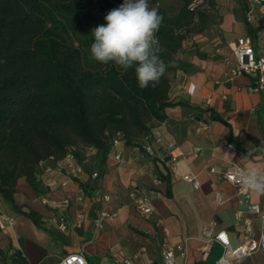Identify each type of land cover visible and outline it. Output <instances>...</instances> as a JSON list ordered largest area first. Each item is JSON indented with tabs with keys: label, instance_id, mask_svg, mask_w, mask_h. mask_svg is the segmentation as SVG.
I'll use <instances>...</instances> for the list:
<instances>
[{
	"label": "crops",
	"instance_id": "1",
	"mask_svg": "<svg viewBox=\"0 0 264 264\" xmlns=\"http://www.w3.org/2000/svg\"><path fill=\"white\" fill-rule=\"evenodd\" d=\"M229 9L235 19L227 28L222 16L218 24L221 38L211 37L209 43L201 40L178 53L177 57L188 66L171 75L169 98L176 104L166 107L167 117L151 128L150 151L118 141L111 153L118 152L120 158L105 162L103 175L89 194L83 192L79 181L88 180L90 172L95 170V149L86 152L84 173L64 185L61 184L65 179L62 159L43 161L38 169L44 191L40 195L25 177L18 178L15 202L38 211L53 235L64 238L59 249L51 250L60 251L59 257L69 251H81L86 259L96 257L97 264H146L150 258L158 260L162 241L167 239L172 245L185 243V256L176 251L178 264H216L223 248L217 241L207 244L202 238L204 223L215 222L218 230H226L233 246L242 239L244 219L251 222V237L257 239L264 233V194L250 193V201L258 203L260 208L259 212L250 213L235 186L219 174L231 162L242 168L264 170L262 95L249 89L254 85V78L249 74L225 78L228 67L222 59L232 55L236 38L246 33L241 5H231ZM196 51L206 57L201 58ZM213 114L221 116L228 125L214 120ZM227 142H232L234 149L226 151ZM169 143H174L175 148H168ZM171 154L178 155L173 170L169 161ZM159 170L170 176V196L166 195L167 183L157 179ZM184 174L194 176L198 187L184 180ZM131 188L151 196L152 213L148 217L133 209L128 197ZM101 193L109 194L108 208L115 210L116 215L103 219L101 227L94 228L90 217L101 206ZM216 193L220 202L215 199ZM44 198L56 201L57 205L45 204ZM64 199H68V205L62 204ZM82 209L89 212L82 227L68 233L56 230V214L73 218ZM0 213L15 218L13 225L0 229V248L4 251L0 260L5 264H19L13 259V252L18 250L27 264L56 263L59 258L51 257L46 248L55 243L47 231L14 212L1 198ZM48 258L49 261H44ZM230 263L264 264V250Z\"/></svg>",
	"mask_w": 264,
	"mask_h": 264
},
{
	"label": "trees",
	"instance_id": "2",
	"mask_svg": "<svg viewBox=\"0 0 264 264\" xmlns=\"http://www.w3.org/2000/svg\"><path fill=\"white\" fill-rule=\"evenodd\" d=\"M176 1L173 6L149 0L163 17L156 35L163 49L159 55L170 66L159 84L141 88L134 68L124 71L91 58L92 30L105 24L90 11L91 0H0V198L14 212L53 235L38 211L15 202L18 178L25 177L40 195L37 174L43 161L71 152L85 170L86 152L95 149L96 175L90 172L88 180L79 181L89 194L114 140L142 148L153 125L167 117L165 108L176 104L169 98L171 75L188 66L177 55L191 34L209 24L204 7L215 6V0ZM96 2L106 16L123 0ZM244 27L253 33L246 21ZM212 118L228 125L217 114ZM157 179L167 183L170 196L168 172L159 170ZM13 259L27 264L18 250Z\"/></svg>",
	"mask_w": 264,
	"mask_h": 264
},
{
	"label": "built area",
	"instance_id": "3",
	"mask_svg": "<svg viewBox=\"0 0 264 264\" xmlns=\"http://www.w3.org/2000/svg\"><path fill=\"white\" fill-rule=\"evenodd\" d=\"M95 2L96 0H91ZM241 6L243 9L244 20L249 24L252 29V34H242L236 38L234 47L231 48L232 55L224 56L223 62L228 67L225 72V78L230 80L233 77L241 74H249L254 78V85L249 89L258 91L262 95L263 99V111H262V126L264 128V0H241ZM209 102V99H207ZM118 140L113 141L111 150L117 145ZM142 148L146 151H150V146L148 141L142 143ZM168 148H175L174 143H169ZM234 149L232 142L226 143V151ZM89 150V149H88ZM108 153L106 162H111L113 160H118L120 154L117 152L115 154ZM199 151L196 147L195 154ZM179 153L178 155H180ZM176 154H171L169 158L170 168L174 169V161L178 156ZM63 165L62 168L65 171V179L61 182L64 185L67 180L73 178H79L80 175L84 173L83 167L77 162L75 156L71 152H67L62 158ZM242 169L238 164L231 162L228 164L224 170L220 171V177H222L227 182L235 186L238 195L242 198V202L246 204V210L250 213L259 212V204L250 201V193L243 189L238 180L237 172ZM211 171H214L211 168ZM92 176L96 175L93 171ZM39 180V175L37 174ZM182 178L190 182L193 187H198V182L194 176L190 174H184ZM100 208L95 212L94 216L90 217L91 225L94 228L101 227V221L105 218L113 217L116 215V211L108 208L109 194H100ZM128 197L131 201L133 209L140 215L148 217L152 213V199L151 196L145 192L140 191L135 188H131L128 191ZM81 199V197H78ZM215 199L220 202L219 194H215ZM43 202L49 206L57 205L54 200L43 199ZM264 202V199H263ZM62 204L68 205V199H64ZM88 210H78L73 218L68 217L64 213L56 214L54 219L56 230L62 233H68L69 230H75L82 227L83 221L88 217ZM238 216V214H237ZM15 223V218L13 216L4 215L0 213V229L6 227L7 225H13ZM251 232V222L249 219H244L243 234L240 243L233 246L230 242V237L226 230L217 229L216 223H204L201 227V235L206 243H211L212 241H217L223 248L221 256L217 259L216 264H231V260H240L243 257L251 255L257 250H264V233L255 239L250 236ZM176 251L181 255L185 256L186 247L185 243H179L178 245H172L167 239L162 241L160 247V254L158 260L152 258L146 261V264H178L176 262ZM0 264H5L0 260ZM54 264H90L86 259L85 255L81 251H69L63 254Z\"/></svg>",
	"mask_w": 264,
	"mask_h": 264
},
{
	"label": "clouds",
	"instance_id": "4",
	"mask_svg": "<svg viewBox=\"0 0 264 264\" xmlns=\"http://www.w3.org/2000/svg\"><path fill=\"white\" fill-rule=\"evenodd\" d=\"M104 19L106 24L92 30L91 58L124 71L134 68L141 88L159 84L170 65L159 55L163 49L156 34L163 17L158 8L151 7L149 0H123ZM237 180L246 191L264 194V170L239 169Z\"/></svg>",
	"mask_w": 264,
	"mask_h": 264
},
{
	"label": "rangeland",
	"instance_id": "5",
	"mask_svg": "<svg viewBox=\"0 0 264 264\" xmlns=\"http://www.w3.org/2000/svg\"><path fill=\"white\" fill-rule=\"evenodd\" d=\"M164 3L172 4L173 6L176 5V0H161ZM198 2V1H196ZM239 0H215V6L212 9H206L207 14L210 17L209 24H207L200 32L193 33L190 37L184 42L183 48L192 47L193 45H197L201 40L205 41V43H209L211 37L221 38V30L218 26L219 22L224 15V25L229 28L231 26L232 19H235L234 13L230 11L231 5H239ZM87 5L92 13L97 15L105 24L106 21L104 19V15H101L97 9V2H87ZM242 7V6H241ZM223 11V12H222ZM202 36H205V39H201ZM181 51H179L180 53ZM49 239L54 240L55 243L53 245H48L47 250L51 253V257L60 258V251L58 253L52 252V248H60L61 243H63L64 238L58 235H51L47 232ZM53 255V256H52ZM50 258L45 259L44 261H49ZM133 259V258H132ZM98 259L96 257H90V264H97ZM133 262H137L136 259H133Z\"/></svg>",
	"mask_w": 264,
	"mask_h": 264
},
{
	"label": "water",
	"instance_id": "6",
	"mask_svg": "<svg viewBox=\"0 0 264 264\" xmlns=\"http://www.w3.org/2000/svg\"><path fill=\"white\" fill-rule=\"evenodd\" d=\"M198 118V117H197Z\"/></svg>",
	"mask_w": 264,
	"mask_h": 264
}]
</instances>
